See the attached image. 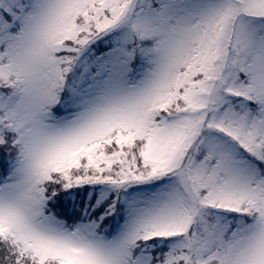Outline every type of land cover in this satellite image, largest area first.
Returning a JSON list of instances; mask_svg holds the SVG:
<instances>
[{
  "label": "snow or ice",
  "instance_id": "6c2138e0",
  "mask_svg": "<svg viewBox=\"0 0 264 264\" xmlns=\"http://www.w3.org/2000/svg\"><path fill=\"white\" fill-rule=\"evenodd\" d=\"M0 264H264V0H0Z\"/></svg>",
  "mask_w": 264,
  "mask_h": 264
}]
</instances>
